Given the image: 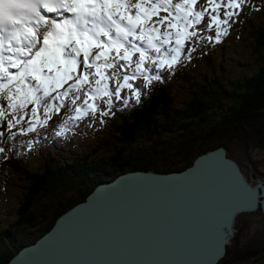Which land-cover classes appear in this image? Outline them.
<instances>
[{"label":"snow or ice","instance_id":"snow-or-ice-1","mask_svg":"<svg viewBox=\"0 0 264 264\" xmlns=\"http://www.w3.org/2000/svg\"><path fill=\"white\" fill-rule=\"evenodd\" d=\"M247 3L0 0V124L5 125L0 139L47 126L68 100L74 115L59 126L57 136L68 123L88 116L98 115L103 124L117 101L140 102L143 92L130 81L142 78L146 90L162 80L163 71L190 59L197 43H218ZM205 18L208 23L201 27ZM125 88L130 95H122Z\"/></svg>","mask_w":264,"mask_h":264},{"label":"trees","instance_id":"trees-1","mask_svg":"<svg viewBox=\"0 0 264 264\" xmlns=\"http://www.w3.org/2000/svg\"><path fill=\"white\" fill-rule=\"evenodd\" d=\"M262 11L259 15L241 14L242 22H239L244 36L248 37V41H252L248 46L258 64L255 71L247 77L222 82L215 74V69L208 68L206 57L204 63L202 62L205 70L201 69V72L190 77L185 69L189 65L185 57L178 65L180 67L176 65L175 70L162 74V80L154 81L150 88L144 90V80H141L136 86L143 92L140 102L132 100L127 106L115 103L113 114L104 117L103 136L95 148L90 147L68 158L60 157L56 153L58 140L35 138L28 133L18 134L14 139H8L7 135L0 139V147L6 149L3 153L6 156L5 165L21 175L25 181V191L21 194L15 218L0 236V264H6L22 246L34 243L51 228L59 215L82 202L96 185L109 182L120 174L137 170L177 172L190 166L199 154L216 147L221 146L228 153L224 144L205 145L212 140H234L240 143L243 149L252 147L264 150ZM197 44L194 47L198 46ZM195 59L198 60L197 57ZM198 64L201 65V62ZM218 68L220 67L216 70ZM176 72L178 75L174 76ZM178 82L190 90L191 96L174 106L172 90ZM223 100H228L230 104L221 105ZM99 104L103 106L101 101ZM31 106L29 105V108ZM56 115L57 113H52L47 126L39 128H51ZM73 122L68 123L66 129H69ZM192 125H198L200 132L205 126H208V130L198 135L190 128ZM4 127L5 125L0 124V130ZM173 132H179L182 138L174 143L160 139L163 134ZM27 135L32 147L35 145L37 150L46 151L34 171H31L30 166L20 165L21 162L15 157L17 147ZM140 138L159 141L156 154H161L160 159L168 160L157 165L152 154L141 152L132 155L124 152V147L135 144ZM109 145L114 148L111 156L106 159L95 158L102 147ZM38 223L45 225L37 234L30 236L31 239L28 237L27 243L22 245V238H26V234L30 235ZM25 230L30 232H24ZM234 251L235 245L231 239L223 258L217 264H264V245L248 244L241 250L240 256L233 259L230 257Z\"/></svg>","mask_w":264,"mask_h":264},{"label":"water","instance_id":"water-1","mask_svg":"<svg viewBox=\"0 0 264 264\" xmlns=\"http://www.w3.org/2000/svg\"><path fill=\"white\" fill-rule=\"evenodd\" d=\"M264 215L252 185L223 147L181 171H129L96 185L6 264H217L236 216Z\"/></svg>","mask_w":264,"mask_h":264},{"label":"rangeland","instance_id":"rangeland-1","mask_svg":"<svg viewBox=\"0 0 264 264\" xmlns=\"http://www.w3.org/2000/svg\"><path fill=\"white\" fill-rule=\"evenodd\" d=\"M204 2L205 0H200L201 5H203ZM262 10H264V0H248V3L243 6L241 14L250 15L251 13H255V15H259ZM241 14L236 18V23L231 25L228 33L221 36L218 43L202 40L197 44L198 46L195 47L196 50L189 54L190 59H185L189 64L185 69L190 77L191 75L201 72V69L205 70L204 66H202L204 63V57L208 58V68L215 69V74L218 75L222 82L247 77L255 71L258 64L254 60V53L250 50V46H248L252 41L251 39L248 41V37L244 36V32L239 28V22H242ZM207 23L208 20L205 18L201 27H204ZM202 35H214V31L204 32ZM195 57H197L198 60H196ZM200 62L201 65L198 64ZM121 63H123V61H121ZM179 64H177V67H180L178 66ZM217 67L220 68L216 70ZM175 69L176 67L174 70ZM168 72L169 71L165 70L162 74L165 75ZM177 75L178 73L176 72L174 76ZM141 79L138 78L131 83L137 86L142 82ZM178 83L179 84H176L172 90L174 106L186 101L191 96L190 90L186 86L180 85V82ZM80 95L83 94L80 93ZM122 95L128 96L130 95V91L124 89ZM99 100L100 99L97 98L95 102L99 104ZM89 102L91 103L92 100H89ZM66 103L68 104V107H65L64 110L61 109L60 112L54 116L51 128H38L36 132H32L31 134L28 133V135L35 138L50 139L54 141L58 140V142L56 141V144H59L60 146L58 145L56 147V153L63 158L82 153V151L88 150L90 147L95 148L97 142L100 141L103 136L102 130L105 126L104 123H100V117L98 115L95 119L88 116L84 119L74 121L69 129H65L62 135L57 136L55 133L60 131L59 126L66 121L68 116H71L74 113L71 101L68 100ZM78 103H82V101H78ZM117 103L119 104L121 102L117 101L116 104ZM229 104L230 102L228 100H223V102H221V105L223 106ZM207 127L205 126V129L202 128L203 131L200 132V127L198 125L190 126L192 131L198 135L206 132L208 130ZM28 135L22 138L20 145L17 147L15 157L17 161L21 162L20 165L23 167H26L25 165L30 166L32 167L31 171H34L36 165L40 163L46 151L37 150V146L35 145L29 147L30 138ZM180 138H182V136L179 132L163 134L160 137V139L170 143H174ZM214 144H224L226 146L228 149L227 156L237 163L241 172L250 184L253 185L256 180H259L264 184V150L252 147H246V149H243L240 143L234 140H212L205 145L215 146ZM158 147L159 141L140 138L135 144L126 148L124 147V152L132 155L141 152L152 154L154 163L160 165L168 159H160L161 154H156L159 150ZM113 150L114 148L110 145L102 147L95 158L106 159L111 156ZM51 151H53V149ZM153 151L156 152L153 153ZM5 157V154L0 153V236L3 230L13 222L19 200L21 199V194L25 191V181L22 179L21 175L14 173L5 165ZM46 203L48 202L46 201ZM261 214L259 210H256L252 213H241L236 216V223L234 226L235 233L232 237L235 251L230 258L234 259L235 257H239L241 250L248 244H254L256 246L264 245V215ZM44 225L45 223H38L36 228L31 230L32 232L30 235L26 234V238H22V245L27 243L28 237L37 234L38 230H41ZM24 232L30 231L25 230ZM31 238L32 237H30V239Z\"/></svg>","mask_w":264,"mask_h":264}]
</instances>
